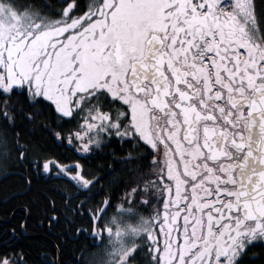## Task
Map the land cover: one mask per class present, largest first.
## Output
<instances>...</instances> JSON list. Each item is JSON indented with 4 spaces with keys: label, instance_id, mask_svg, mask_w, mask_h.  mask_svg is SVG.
<instances>
[{
    "label": "snow or ice",
    "instance_id": "1",
    "mask_svg": "<svg viewBox=\"0 0 264 264\" xmlns=\"http://www.w3.org/2000/svg\"><path fill=\"white\" fill-rule=\"evenodd\" d=\"M45 111L76 120L47 131L81 153L112 137L133 148L121 202L105 195L89 213L102 245L92 264H243L264 241V8L255 0H60L58 9L0 0V157L99 183L27 138L17 118L44 125Z\"/></svg>",
    "mask_w": 264,
    "mask_h": 264
},
{
    "label": "trees",
    "instance_id": "2",
    "mask_svg": "<svg viewBox=\"0 0 264 264\" xmlns=\"http://www.w3.org/2000/svg\"><path fill=\"white\" fill-rule=\"evenodd\" d=\"M42 2L51 5L52 9L60 7V0ZM15 98L24 111H30L23 94L18 93ZM17 119L28 139L46 145L47 150L57 154L62 162L79 161L88 173L103 179L85 188L67 177L28 172L17 165L14 152L12 157L2 158L0 238L3 244L0 245V255L23 256L25 264H88V255L97 246L91 234L89 213L105 195L113 198V204L121 202L128 182L134 178L130 167L132 162L126 159L133 151L132 145L119 137H112L90 153H81L66 139L57 140L47 131V127L70 131L76 120L60 118L54 111H45L38 118V121H44V125L24 120L23 113ZM25 175L32 177L30 184ZM50 201H55V205ZM156 204L157 201L153 200L152 205ZM141 211L147 214L144 209ZM243 264H264V243L252 247Z\"/></svg>",
    "mask_w": 264,
    "mask_h": 264
},
{
    "label": "rangeland",
    "instance_id": "3",
    "mask_svg": "<svg viewBox=\"0 0 264 264\" xmlns=\"http://www.w3.org/2000/svg\"><path fill=\"white\" fill-rule=\"evenodd\" d=\"M2 160V157H0V161ZM114 211V210H113ZM113 211H109L108 214H112ZM264 242V241H263ZM101 249H102V245L100 246H96L94 251L91 252L89 255H88V264H92V262L97 258V256L99 255V253L101 252Z\"/></svg>",
    "mask_w": 264,
    "mask_h": 264
},
{
    "label": "flooded vegetation",
    "instance_id": "4",
    "mask_svg": "<svg viewBox=\"0 0 264 264\" xmlns=\"http://www.w3.org/2000/svg\"><path fill=\"white\" fill-rule=\"evenodd\" d=\"M255 3H256V5H257V8L258 9H261V8H264V0H255ZM87 156V155H86ZM2 238V237H1ZM1 241H0V245L1 244H3V239H0ZM260 243H264L263 241H260V240H257V241H254V242H252V244H251V246L249 247V250L252 248V247H254L255 245H257V244H260ZM249 250H248V252H249ZM247 252V253H248ZM53 263V262H52ZM51 263V264H52Z\"/></svg>",
    "mask_w": 264,
    "mask_h": 264
},
{
    "label": "bare ground",
    "instance_id": "5",
    "mask_svg": "<svg viewBox=\"0 0 264 264\" xmlns=\"http://www.w3.org/2000/svg\"><path fill=\"white\" fill-rule=\"evenodd\" d=\"M1 239V238H0Z\"/></svg>",
    "mask_w": 264,
    "mask_h": 264
}]
</instances>
